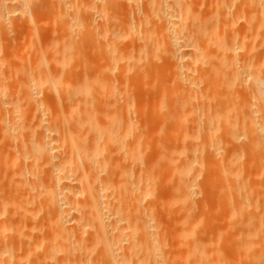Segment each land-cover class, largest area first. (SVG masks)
<instances>
[{
	"label": "bare ground",
	"instance_id": "6f19581e",
	"mask_svg": "<svg viewBox=\"0 0 264 264\" xmlns=\"http://www.w3.org/2000/svg\"><path fill=\"white\" fill-rule=\"evenodd\" d=\"M41 12L59 40L92 45L77 56L69 39L33 47L19 65L2 55L0 264H264V185L244 169L254 157L264 178V0H0V38L25 27L36 40ZM73 58L86 63L71 93L62 72ZM113 68L136 84L157 76L149 120L110 99ZM73 93L70 110L58 104ZM158 143L170 153L149 146L147 157ZM200 164L224 183L201 185Z\"/></svg>",
	"mask_w": 264,
	"mask_h": 264
},
{
	"label": "rangeland",
	"instance_id": "374dc122",
	"mask_svg": "<svg viewBox=\"0 0 264 264\" xmlns=\"http://www.w3.org/2000/svg\"><path fill=\"white\" fill-rule=\"evenodd\" d=\"M45 15H48V14H45L44 12H41V13H39V14H37V19H38V25H39V27H40V29H41V31H42V34L40 33V35L38 36L39 38H36V40H32V39H30L29 37H28V32H26V28L25 27H23V26H21V27H23V32H21V34L19 35L20 37H15V38H13V37H7V39L6 38H3V34H2V36H1V38H0V43L1 44H4V46L3 45H1L0 46V51H1V53H0V60H1V62H0V66H4V63H3V60H2V58H3V56L2 55H4L3 53H5V59L8 57L9 58V62H11V64L12 65H19V64H21L20 63V61L19 60H17V59H13V58H17V56H19L20 57V59L21 58H23V56H26V52H27V58L26 59H29L30 60V58H31V60H32V57H33V51H35L34 50V48H37V47H42V46H44L45 44L46 45H49L50 43L52 44L53 42H54V44H55V50H58L59 49V47L61 46L60 44L61 43H63V45L61 46V47H66L67 45H69V43L70 44H78V46H79V44L80 45H82V46H79V49H76V47L77 46H72V45H69V46H67L68 48H70V49H72V52L74 53V55L75 56H77L78 54L77 53H75V51H77V52H80V51H82V50H87V48H90V46L92 45V43H90V42H88V41H86V40H81L80 38H78L79 39V43L78 42H76L75 43V41H77L76 39H77V37H74V41H73V37L71 36V37H69V38H67V39H65V40H63L62 39V41L61 40H59L60 38H59V32H55V30H54V27H52L53 25H51L50 23H49V20H50V16H45ZM48 19H47V18ZM44 24H46V27H47V25H49L47 28L45 27V25ZM1 27V26H0ZM49 28V29H48ZM53 29V30H51V29ZM1 29V28H0ZM25 29V30H24ZM49 30L48 32L46 31L45 32V30ZM72 30H75V29H72ZM50 32H52V33H50ZM0 33H2V29L0 30ZM55 33H57V34H55ZM51 34V35H50ZM1 35V34H0ZM53 35H54V38L52 39V37H53ZM57 35V36H56ZM25 36V37H24ZM21 37H24V39H22ZM10 38V39H9ZM11 38H13L14 39V41H15V39H16V41L17 40H19V42H20V39H21V42L19 43L18 41V43H14V41H13V39L11 40ZM30 39V40H29ZM39 39H40V41L42 42H40L42 45H39V44H37V41H39ZM69 39V43H67L68 41H66V40H68ZM98 39L99 38H97V40L95 41V43L96 44H102L101 46H105L104 44H106L107 42H106V39H99V41H98ZM125 39H127L128 41H129V38H125ZM125 39L123 40H118L117 39V41L116 40H114V42L115 43H113V44H116L117 43V45L119 46H123V47H125V46H127V44H128V41H125ZM23 40H25L26 41V45H28V46H26V47H28V48H26V51L24 50L23 52H21L22 51V49H21V45H19V44H23V43H25V42H23L22 43V41ZM59 40V41H58ZM104 40V41H103ZM8 41V42H7ZM12 41V42H11ZM15 41V42H16ZM66 41V42H65ZM70 41H73V42H70ZM81 41H82V43H81ZM111 41V40H110ZM121 41H125V43H123V42H121ZM56 42V43H55ZM58 42V43H57ZM84 42H86V44L87 45H85V43ZM101 42V43H100ZM31 43H32V45H31ZM39 43V42H38ZM66 43V44H65ZM90 43V44H89ZM119 43V44H118ZM127 43V44H126ZM141 43V42H140ZM6 44V45H5ZM13 44V45H12ZM15 44H17V46L19 45V47L18 48H16L15 49V47H16V45ZM33 44H34V46H33ZM123 44V45H122ZM39 45V46H38ZM58 45V46H57ZM60 45V46H59ZM64 45H66V46H64ZM89 45V47H87ZM99 45V46H100ZM125 45V46H124ZM11 46H12V48H11ZM36 46V47H35ZM84 46V47H83ZM8 47V48H7ZM13 47H14V49L17 51V53H15L16 51L13 49ZM30 47H34L32 50H29V48ZM80 47H82L81 49H80ZM20 48V49H19ZM4 49V50H3ZM31 49V48H30ZM27 50H29V51H27ZM4 51V52H3ZM7 53H6V52ZM9 51V52H8ZM11 51V52H10ZM12 51H15V52H12ZM32 51V52H31ZM18 52H19V54H23L22 55V57L20 56V55H17L18 54ZM15 53V54H14ZM28 53L30 54V55H28ZM11 54H14L13 56H11ZM12 57V60H11V58L10 57ZM56 56H57V54H56ZM25 59V57L22 59V61ZM156 59V58H155ZM153 60V62L151 63V64H153L154 63V65L156 64V66H157V68H159V69H162V68H164L163 67V62L159 59H156V60ZM73 60V61H72ZM71 61V65L70 66H68V68L65 70V71H67V72H62V73H65L67 76V78L68 79H70V81H68L67 82V89H65V90H67V91H69V92H74V91H72L73 90V86H74V89L76 90L77 88H78V80H79V77H80V75L82 74V72H83V67H84V63H86V62H81L80 60H78L77 58H73ZM88 61H89V63L91 64V65H93L95 62H96V57L95 56H88V59H87ZM21 61V62H22ZM75 61V64L73 63ZM86 61V60H85ZM138 61H142L141 63L140 62H137L136 61V63H137V65L138 66H142V65H147V63H146V60H145V62H144V59H141V60H138ZM161 61V62H160ZM77 62H80V63H77ZM100 60H98L97 61V64L95 65V67H94V70H96V69H98L97 67L100 65ZM160 62V63H159ZM73 64V65H72ZM151 64H148V65H151ZM160 64H162V65H160ZM79 65V66H78ZM159 65V66H158ZM74 66V67H73ZM78 66V67H77ZM161 66V67H160ZM57 67V71L59 70L58 69V67L59 66H56ZM73 67V68H72ZM3 68H5V67H3ZM2 67H1V69H0V76H1V74H3L4 76H5V74L7 73V70H5L6 71V73H5V71H4V69H3ZM60 68V67H59ZM72 68V69H71ZM61 69V68H60ZM71 69V70H70ZM115 69V70H114ZM69 70V71H68ZM79 70V71H78ZM114 70V71H113ZM113 70H112V72H111V78H113V76H114V73H115V77L117 78V76H118V82H119V86H117L118 84H116L115 85V82H113V84L114 85H112V86H115V90H117V91H114L112 94H113V96L110 98L111 100L113 99V98H115L114 99V101L116 100V98H118L119 99V97L118 96H120L121 95V97L120 98H124V100H122V99H120V100H116V103H117V105H119V103H120V105H122V104H125V103H127V102H130V103H132L131 105H132V107L134 106V108L139 112V114L140 115H142V116H140L142 119H146V118H148V120H149V118H150V115H148L147 116V114H148V111L150 110V109H148V108H150L149 106H150V104L151 103H153V102H155V96H154V93L155 92H153V97L151 96L150 97V93L152 92V88H153V85L157 82V80H158V78H157V76L155 75H153V73L152 74H150L149 72H146L147 74H145V75H143V77H142V80L141 81H139V84H136L137 82H138V79H136L137 80V82L136 83H132V79H131V76L132 75H130L129 73H127V74H119V72L117 71L116 72V68H113ZM118 70V69H117ZM110 71L111 70H109V72H108V74L110 73ZM157 71H159V70H157ZM59 72V71H58ZM71 72V73H70ZM70 73V74H69ZM72 73H73V75H72ZM78 73V74H77ZM93 73H95V71H93ZM116 73H118V74H116ZM143 73H145V72H143ZM65 74H64V76H65ZM148 74H150V75H148ZM146 75H148L149 77H147ZM110 76V75H109ZM121 76V77H120ZM128 76V77H127ZM157 78V80L155 79V78ZM1 78V77H0ZM2 78H3V76H2ZM1 78V79H2ZM77 78V79H76ZM146 78V80H144ZM151 78V80H149V79ZM0 79V80H1ZM128 79H129V81H128ZM148 79V80H147ZM2 80H4V79H2ZM113 80V79H112ZM117 79H115L114 78V81H116ZM124 80V81H123ZM159 80H162V79H159ZM134 81V80H133ZM144 81V82H143ZM148 81V82H147ZM150 81V82H149ZM73 82V83H72ZM130 82H131V84H130ZM159 82V81H158ZM116 83H117V81H116ZM121 83V84H120ZM126 83V84H125ZM148 83H150V84H147ZM1 84H2V82H1ZM1 84H0V86H1ZM73 84V85H72ZM123 84V85H122ZM124 84H125V88L123 87L124 86ZM136 84V85H135ZM159 83H157V85H158ZM14 86H15V84H13ZM70 85V86H69ZM72 86V87H71ZM117 86V87H116ZM121 86V87H120ZM201 85H195V87L193 88L194 89V92H195V89L197 90L199 87H200ZM122 88L123 89V91H122V89H120V88ZM140 87V88H139ZM1 88V87H0ZM116 88H118V89H116ZM134 88V89H133ZM137 88V89H136ZM146 88V89H145ZM148 88V89H147ZM151 88V89H150ZM203 88V90H204V92H205V89H204V87H202ZM72 89V90H71ZM119 89H120V91H122L121 93H120V95H118V92H120L119 91ZM145 89V90H144ZM150 89V90H149ZM132 90V91H131ZM137 90H138V93H137ZM140 90V91H139ZM143 90H144V92H143ZM146 90H147V92H146ZM127 92V93H126ZM136 92V93H135ZM150 92V93H149ZM199 92H202V89L200 88V89H198L197 90V94L199 93ZM117 93V97H116V95L115 94ZM148 93L150 94L149 96H148ZM156 93L158 94V97L156 96V101L157 100H159L160 99V97L162 96V94H161V96H160V92H158V91H156ZM155 93V94H156ZM196 94V93H195ZM201 94H203V93H201ZM58 95V94H57ZM59 96V95H58ZM136 96V97H135ZM198 96V95H197ZM200 96V97H199ZM199 99L201 98V96L202 95H200V93H199ZM57 97V96H56ZM76 97V98H75ZM75 97H74V93H73V96H72V99H69V100H61L60 101V99H59V101H60V103L58 102V104L59 105H62L63 104V101H64V104H66V105H62V106H64V107H66L67 109H69L70 110V108L72 107V106H75L77 103H79L80 102V99H81V97H80V94H78L77 96L75 95ZM77 97H80L79 98V102L78 101H76L75 99H77L78 100V98ZM140 97V98H139ZM149 97V98H148ZM0 98H1V96H0ZM152 98H154V99H152ZM158 98V99H157ZM204 97L202 96V98L201 99H203ZM58 99V98H57ZM74 99V101H72ZM140 99V100H139ZM153 101H152V100ZM201 99L199 100L200 102H201ZM1 100V99H0ZM151 100V101H150ZM197 100V101H196ZM51 100H49L48 102H50ZM66 101L68 102V103H66ZM72 102V103H70V102ZM134 101L136 102V103H134ZM198 101V98L197 99H195V101L194 102H196V103H194V104H198V106H196V105H194V107H198V111L199 110H201L200 108H202L203 106L202 105H204L202 102L200 103ZM51 102H53V101H51ZM62 102V103H61ZM198 102V103H197ZM57 104V106H56V109H54V105L52 106V108L56 111V115L58 114V117H60V116H62L61 114H64L66 111H65V108H64V110L63 111H65L64 113H62V112H60L59 113V110H61L62 108H61V106H59ZM72 104H74V105H72ZM0 105H1V103H0ZM69 105V106H68ZM80 105H81V103H80ZM145 105V106H144ZM152 105V104H151ZM200 106V107H199ZM0 108L2 109V105L0 106ZM68 110V111H69ZM62 111V110H61ZM0 112H1V110H0ZM2 112H3V110H2ZM0 113V117L2 118V114L3 113ZM75 112V111H74ZM73 112V113H74ZM76 113V112H75ZM69 114V115H68ZM68 114H67V112L63 115V116H65L66 115V117H67V115L70 117H68L67 119H71V118H76V115L75 116H73L74 114H72V113H69L68 112ZM72 114V115H71ZM201 113H199V115H200ZM71 115V116H70ZM62 116V117H63ZM64 118V117H63ZM200 118H201V116H200ZM64 119H66V118H64ZM147 120V121H148ZM191 126V125H190ZM154 137V139L155 138H157V135H154L153 136ZM153 145H154V147H153ZM149 146H151L150 148H153V149H151L152 151H154V152H152L153 154H154V157H155V155L156 154H158L156 151L157 150H160L161 148H162V150L164 149L163 148V143H158V145L156 144V147H155V144H150V145H147V147L143 150L144 151V153H146L147 155V157L148 156H152L151 155V150H150V148H149ZM237 146V144L236 145H233V147H232V145L231 146H229V151L231 152V150H233V148H235V150L234 151H232V152H235V151H237L238 150V146H239V144H238V146ZM158 147V148H157ZM161 147V148H160ZM149 149V150H148ZM156 149V150H155ZM147 151H150V153H148ZM161 151V150H160ZM166 151L167 152H165V149H164V152H165V154L166 155H168L170 152H169V150L168 149H166ZM168 153V154H167ZM117 157V156H116ZM254 158V157H253ZM252 157H247L244 161H245V167L247 168H244L245 170H247L246 172L247 173H249V174H251L252 176H253V178L255 179V176H256V180H260L261 179V181H256L257 183L259 182L261 185H262V183H263V185H264V178L262 179V178H260L259 176H258V174L257 173H259V170L256 168V167H254L253 165H252V161L255 159H253ZM207 159H211L208 155H207V157H206V161L208 162L209 160H207ZM147 160H148V162L147 163H150L151 165L150 166H152L153 165V163H154V161H152V162H150L149 161V158H147ZM211 161V160H210ZM244 161H243V163H244ZM155 164V163H154ZM247 164V165H246ZM200 165H204V164H200ZM199 165V166H200ZM206 164L204 165V167H201L200 166V170H199V167H198V172L200 171V176H198L197 175V180L200 182V184L201 185H205V188L206 187H213L214 185L215 186H217V185H220V184H222V183H224L221 179V181L219 180V179H217V180H213L214 178L212 177V174H213V171L215 172V170L213 169V166L212 167H210V165H209V167L206 169ZM251 167V168H250ZM203 168V169H202ZM213 170H211V169ZM254 168V169H253ZM209 169V170H208ZM164 170V169H163ZM167 170V168L165 167V171ZM208 170V171H207ZM168 171V170H167ZM250 171V172H249ZM258 171V172H257ZM202 172V173H201ZM208 173H210V174H208ZM255 173H256V175H255ZM159 174H161V176L160 177H162V176H164V175H162V173H159ZM205 174H206V176H208L209 175V177H206L205 176ZM165 175L167 176L168 174H166L165 173ZM258 176V177H257ZM159 177V178H160ZM168 177V178H167ZM167 177H164V179H168V180H170L171 179V177H169V176H167ZM202 178L205 180L204 182H203V180H202ZM208 178V180H206ZM161 179V178H160ZM161 180H163V179H161ZM219 181V182H218ZM163 183H165L164 182V180L162 181ZM220 182H222V183H220ZM169 183V182H168ZM206 183V184H205ZM208 184V185H207ZM207 190H208V188H207ZM209 192V190L206 192V193H208ZM208 195V196H207ZM202 196V195H201ZM200 196V197H201ZM205 197V198H204ZM204 197H201V202L204 204L203 206L205 207V208H207V210L209 211L208 212V215H209V217H213L215 214H216V212L212 209V200L210 201L209 199H211L210 197H209V193L208 194H205L204 195ZM208 198V199H207ZM203 200V201H202ZM206 200V201H205ZM207 201H208V204H206L207 203ZM211 203V204H210ZM207 205H208V207H207ZM210 208H211V210H210ZM213 211V212H212ZM216 224V223H215ZM218 224V223H217ZM218 225H220V224H218ZM179 252V253H178ZM180 252L181 251H173L172 253L170 252V256L172 255V256H174V258H176V257H178L179 255H177V253L178 254H180ZM181 254H183V253H181ZM176 255V256H175ZM181 256V255H180ZM177 261H179V260H177ZM180 263V262H179ZM178 263V264H179Z\"/></svg>",
	"mask_w": 264,
	"mask_h": 264
}]
</instances>
